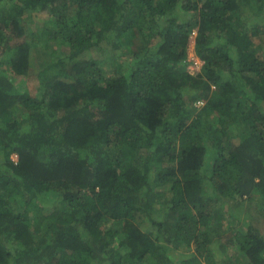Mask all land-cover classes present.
Returning a JSON list of instances; mask_svg holds the SVG:
<instances>
[{"label": "trees", "instance_id": "1", "mask_svg": "<svg viewBox=\"0 0 264 264\" xmlns=\"http://www.w3.org/2000/svg\"><path fill=\"white\" fill-rule=\"evenodd\" d=\"M260 24L264 0H0V264H264Z\"/></svg>", "mask_w": 264, "mask_h": 264}, {"label": "rangeland", "instance_id": "2", "mask_svg": "<svg viewBox=\"0 0 264 264\" xmlns=\"http://www.w3.org/2000/svg\"><path fill=\"white\" fill-rule=\"evenodd\" d=\"M252 25L253 24H251V26ZM259 26H260V29H259L260 31L257 33L258 34V37L255 38V41H257V42L264 41V25L263 24H260ZM192 52H193V40H191L190 45H189V53H190V55L193 54ZM261 52L262 51H260V53ZM190 57L193 58L192 56H190ZM196 59L197 58H195V60ZM196 67L197 66L193 67V69H196ZM53 71H54V69H53ZM38 82H40V81H38ZM38 82L37 81L35 83H34V81L30 82L31 87H33L34 84H38ZM47 198H48L47 200H51L52 199L51 196H48ZM257 206L258 205H257L256 201H254V204H253V202L252 203L245 202L244 203V207H242V213H240V211L237 210L235 207L233 208V211L237 215H239V214L242 215V222H243V221H245L244 218L246 216L255 217V211H256V209H258ZM63 208H65V209H63ZM62 209L64 210V214H61V215L65 216V217H66V214L67 215H70L71 210L70 209H67V207H64V204H62V203H54V204H51V203L47 202V203L44 204V210H47V212H45V214H46V216L50 220H52L56 216L60 215L59 212ZM31 216L34 219H37L36 214L31 215ZM228 253L230 255H232V254L240 255L241 254V248H240V246H233V247L231 246L228 249ZM173 255L175 256L176 259H179L180 257H182V258L184 257L185 258V257L189 256L188 253L182 252V251H175Z\"/></svg>", "mask_w": 264, "mask_h": 264}, {"label": "clouds", "instance_id": "3", "mask_svg": "<svg viewBox=\"0 0 264 264\" xmlns=\"http://www.w3.org/2000/svg\"><path fill=\"white\" fill-rule=\"evenodd\" d=\"M195 36H196V30L192 32L190 36L189 44H188V60L193 61L188 65V69L192 74H195L196 72H198L204 63V61L200 57H198L195 53ZM191 40H193V52H192L193 54L190 55L189 45H190ZM190 56H192L193 58H191ZM195 58L197 59L195 60ZM127 65H128V62H127ZM195 66H197L196 69H193V67ZM204 103H205L204 100L198 101L197 105L200 106V105H203Z\"/></svg>", "mask_w": 264, "mask_h": 264}]
</instances>
